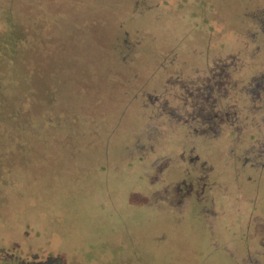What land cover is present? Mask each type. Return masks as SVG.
Wrapping results in <instances>:
<instances>
[{
	"label": "rangeland",
	"instance_id": "374dc122",
	"mask_svg": "<svg viewBox=\"0 0 264 264\" xmlns=\"http://www.w3.org/2000/svg\"><path fill=\"white\" fill-rule=\"evenodd\" d=\"M9 5L59 124L0 156V264H264V0Z\"/></svg>",
	"mask_w": 264,
	"mask_h": 264
},
{
	"label": "trees",
	"instance_id": "16d2710c",
	"mask_svg": "<svg viewBox=\"0 0 264 264\" xmlns=\"http://www.w3.org/2000/svg\"><path fill=\"white\" fill-rule=\"evenodd\" d=\"M3 9H5L9 24L7 30L0 31H3L1 33H7L10 28L12 33H8L10 36L0 35V138L6 136V130H11V133H8L10 134V139L7 140L5 145L8 147L0 150V156L3 157L12 153L23 156L33 152L35 148L38 149L37 146L43 144L46 129L57 128L59 124L58 100L54 91L55 83H51L47 90V94L53 97L51 107L48 110H44L43 102L37 103V101L29 97V90L24 83L29 78L30 71L25 65V57L23 58L22 54L26 41L25 32L27 27L24 25L22 13L17 10L18 8L9 5ZM51 15L52 13L47 9L48 36L46 48L50 54L49 56L52 57V53L54 50L57 51L56 47L60 46L61 43L58 41L57 45V41L55 42V38L52 36V25L55 26L58 19L56 17L52 18ZM30 20L34 24L35 20L32 18ZM12 36L15 38L13 39ZM69 38L73 39L72 36ZM19 56H22L20 61L18 60ZM73 57L75 56L71 54L69 49L67 52L68 63L71 62ZM4 88H10L9 92L4 93ZM37 106L39 107L38 109H36ZM54 133L56 132L54 131ZM54 133L48 135L47 143L57 142V140L48 141L57 136ZM33 157L34 155L31 156V158ZM34 158L37 159V156ZM0 163L2 162L0 161Z\"/></svg>",
	"mask_w": 264,
	"mask_h": 264
},
{
	"label": "flooded vegetation",
	"instance_id": "af4514ba",
	"mask_svg": "<svg viewBox=\"0 0 264 264\" xmlns=\"http://www.w3.org/2000/svg\"><path fill=\"white\" fill-rule=\"evenodd\" d=\"M178 186H179V184H176V186H175V188H177L176 190H182L181 187H178ZM192 189H193V186L191 184H189V187H187L185 189L186 190L185 192L187 194V195L186 194L185 195L189 197L191 194H193V190ZM185 195H184V197H185Z\"/></svg>",
	"mask_w": 264,
	"mask_h": 264
}]
</instances>
